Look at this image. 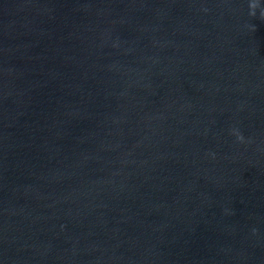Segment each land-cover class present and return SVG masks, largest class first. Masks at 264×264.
<instances>
[{
  "label": "water",
  "instance_id": "1",
  "mask_svg": "<svg viewBox=\"0 0 264 264\" xmlns=\"http://www.w3.org/2000/svg\"><path fill=\"white\" fill-rule=\"evenodd\" d=\"M0 264H264V0H0Z\"/></svg>",
  "mask_w": 264,
  "mask_h": 264
}]
</instances>
